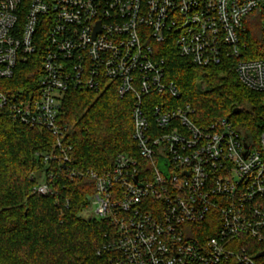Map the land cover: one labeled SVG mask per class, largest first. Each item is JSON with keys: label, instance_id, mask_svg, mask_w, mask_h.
<instances>
[{"label": "built area", "instance_id": "2783aa9c", "mask_svg": "<svg viewBox=\"0 0 264 264\" xmlns=\"http://www.w3.org/2000/svg\"><path fill=\"white\" fill-rule=\"evenodd\" d=\"M258 26L264 43V0H0V81L43 43L37 89L0 91V109L55 140L37 155L34 194L55 198L62 175L92 182L84 213L109 226L98 255L111 264H258L264 133L250 137L228 119L199 123L162 57L174 47L194 67L225 68L264 93V59L246 58ZM109 89L132 100L135 151L101 173L78 168L60 123L64 95Z\"/></svg>", "mask_w": 264, "mask_h": 264}, {"label": "trees", "instance_id": "16d2710c", "mask_svg": "<svg viewBox=\"0 0 264 264\" xmlns=\"http://www.w3.org/2000/svg\"><path fill=\"white\" fill-rule=\"evenodd\" d=\"M246 42V58L264 59L260 37L249 34ZM162 57L167 80L181 91L180 103L195 109L199 123L228 119L250 137L264 133V93L249 91L225 68L194 67L174 47L165 46ZM42 62L43 43L26 63L17 65L12 79L0 81V91L13 95L37 89ZM131 108L132 100L120 99L112 89L65 93L60 123L76 167L101 173L118 154L135 151ZM237 109L239 114L234 113ZM54 144L50 133L21 125L0 109V264H111L109 255H98L109 226L83 218L94 192L92 182L62 175L55 181V198L33 192L32 176L43 168L37 155L51 152ZM65 198L70 200L68 209Z\"/></svg>", "mask_w": 264, "mask_h": 264}, {"label": "rangeland", "instance_id": "374dc122", "mask_svg": "<svg viewBox=\"0 0 264 264\" xmlns=\"http://www.w3.org/2000/svg\"><path fill=\"white\" fill-rule=\"evenodd\" d=\"M250 30L252 31V34H253V35L260 37V35H261V31H260L259 26L256 27V28L251 27ZM262 52L264 53V47H263V49H262ZM203 88H205V86H204ZM40 172H41V169H40V171L34 173V177H35L37 180H40ZM88 217H90V215H89L88 213H84L83 218L87 219ZM261 260H262V258L258 259V261H257L258 264H261Z\"/></svg>", "mask_w": 264, "mask_h": 264}, {"label": "water", "instance_id": "95a60500", "mask_svg": "<svg viewBox=\"0 0 264 264\" xmlns=\"http://www.w3.org/2000/svg\"><path fill=\"white\" fill-rule=\"evenodd\" d=\"M240 112H241L240 109H237L234 111L235 114H239ZM259 257H261V256H259Z\"/></svg>", "mask_w": 264, "mask_h": 264}]
</instances>
